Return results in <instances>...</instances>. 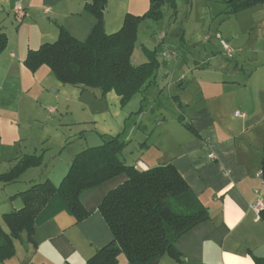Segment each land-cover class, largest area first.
Instances as JSON below:
<instances>
[{"label":"crops","instance_id":"0c3cea01","mask_svg":"<svg viewBox=\"0 0 264 264\" xmlns=\"http://www.w3.org/2000/svg\"><path fill=\"white\" fill-rule=\"evenodd\" d=\"M17 2L23 8L21 13L15 11ZM89 2L0 0V27L7 34V45L0 53V162L6 165L0 173L7 172L24 155L40 158L39 164L27 168L16 181L0 182V219L3 213L22 205L16 193L46 179L58 185L75 154L101 142L95 136L77 145L80 139L75 138L72 128L107 123L117 103L121 111H126V120L114 125L113 135L126 141L127 130L131 133L137 128L146 133L151 121L145 123V114L151 108L157 110L152 109L153 115L165 109L172 115L163 103H153L160 96L156 85L159 58L149 85L123 105L114 91L103 94L97 88L61 84L45 64L33 71L26 67L27 51L56 40L60 27L80 41L88 37L97 22L85 7ZM259 5L243 9L260 23L256 34L246 36L243 44L236 42L238 30L215 35L239 50L238 57L221 61L214 74H204L200 68L206 65L200 63L199 76L186 82L181 75L179 90L175 94L169 91L179 107L183 103L186 107L177 117L183 122L178 125L165 116L155 122L151 146L158 152L156 158L164 159L162 164H173L209 213V218L176 240L179 260L165 255L157 264H255L257 259L264 260V212L257 215L251 208L256 191L264 201V181L257 175L264 139V5ZM148 8L149 0H107L103 11L105 31L118 30L126 13L142 15ZM12 12L18 20L10 16ZM135 46L131 62L137 65L132 61ZM141 46L150 49L142 42ZM221 68L224 72L218 74ZM185 92L198 98L193 106L183 95ZM132 111L135 117L127 125ZM65 115H71L68 122ZM209 153L214 158H209ZM140 159L133 162L138 169L152 167L143 155ZM125 179V174H119L85 190L80 198L88 212L85 219L77 221L65 211L55 214L35 226L31 240L24 236L14 239V255L0 264H86L112 239L98 205Z\"/></svg>","mask_w":264,"mask_h":264},{"label":"trees","instance_id":"16d2710c","mask_svg":"<svg viewBox=\"0 0 264 264\" xmlns=\"http://www.w3.org/2000/svg\"><path fill=\"white\" fill-rule=\"evenodd\" d=\"M106 1L90 0L85 5L97 19L85 40L74 38L60 27L56 40L27 51L24 64L31 71L47 65L61 84L97 88L103 94L114 91L123 105L149 85L160 64L157 50L147 48L144 49L146 61L137 65L131 62L141 22L162 20L164 7L176 12V2L149 0L145 13H126L121 27L107 33L103 18ZM225 1L226 16L264 4V0ZM6 45L7 34L1 26L0 53ZM126 143L118 134L103 138L101 144L75 154L58 185L46 179L16 193L22 205L3 213L0 219V261L14 255V239L24 236L31 240L36 225L61 211L73 215L77 221L85 219L88 212L81 202V194L119 174H125L126 179L110 189L98 205L112 239L98 248L86 264H116L121 252L129 264H153L165 255L179 260L176 240L209 218V213L173 164L138 169L133 163H127L120 155ZM39 161L35 154L20 157L7 172L0 173V182L16 181ZM260 171L264 181V139ZM255 264H264V260L257 259Z\"/></svg>","mask_w":264,"mask_h":264},{"label":"rangeland","instance_id":"374dc122","mask_svg":"<svg viewBox=\"0 0 264 264\" xmlns=\"http://www.w3.org/2000/svg\"><path fill=\"white\" fill-rule=\"evenodd\" d=\"M175 2L176 12H174L171 7L165 6L162 20L155 22L147 19L143 21L137 33V43L132 61L135 64H139L146 60L141 42L150 49H157L161 64L156 71V85L158 88V90H156L159 91L160 96L157 97L153 103H163L167 109L172 110V115L168 114L166 109L165 112L161 110L164 115H162V113L153 115L152 109L153 112H157L153 107L145 114V123L148 124L151 121L146 133H143L142 130H138L137 128L134 132L132 131L129 133V130H127L124 133L127 143L123 147L120 155L129 164L140 161L142 155L144 156V160L148 162V166L162 164L164 159L158 160L156 158L158 152L151 146L155 141L152 132L154 128L156 129V127H154L155 122L158 120L162 121L163 116L166 117V120H170V122L174 120L178 125L183 122L178 121L177 117L182 114L180 112L181 108L185 112L186 107L184 103L182 107H179L177 101H175L169 93V91H172V94L177 92L181 75L185 76L186 82L190 81L191 78H196L200 75L199 68L197 67L200 63L206 65L204 66L205 68H200L204 70V74H214L216 71L215 68L219 67L218 64L221 63V61L232 59L234 56L238 57L239 50L234 49L233 57L226 58L219 40L215 36L216 33H222L224 36L226 31L235 32L238 30L239 40L236 36V42L243 44L246 41V36L249 35L253 37L257 32V27L260 26V23L254 22V18L249 10H242L235 14H231L232 16H226L224 13L227 5L225 0H175ZM260 6L261 4L258 7ZM14 15L13 12L10 13L12 18H14ZM15 17L17 18L19 16L15 15ZM18 19L19 18H17V20ZM162 35H164V37H162ZM241 48L243 49L246 47L242 46ZM245 68L250 69L251 67ZM219 72H224V69H218L217 73L219 74ZM225 76L230 77L229 75ZM183 95H187V98L192 101V106L198 100V98L189 94V92H185ZM183 101H185V99H183ZM115 104L116 106H113L112 111L108 114V119H106L107 123L98 122L96 126L87 124L85 126L82 125L81 127L76 126L72 128L74 132H76L75 138L80 139L76 142L77 145L85 141H90L89 139L95 136L98 137L101 140L100 143H102L103 138L115 134L114 132H116V129L114 125H116L117 122L121 123V120H126L123 118L126 111H121L122 108H120L117 103ZM132 112L133 114L130 113L131 115H129L131 116V120L126 121L127 125H129L130 122L133 121V117H135V112ZM70 116L71 115L64 116L67 122L71 118ZM142 116L143 115H141V117ZM139 118L140 116L137 117V119ZM180 127L178 126L179 129ZM104 131L107 133H101L102 136H100V132ZM100 143L98 141L97 144ZM148 147L150 149L146 150ZM4 166L6 165L0 162V172L4 170ZM116 264H129L123 252L117 256Z\"/></svg>","mask_w":264,"mask_h":264},{"label":"built area","instance_id":"2783aa9c","mask_svg":"<svg viewBox=\"0 0 264 264\" xmlns=\"http://www.w3.org/2000/svg\"><path fill=\"white\" fill-rule=\"evenodd\" d=\"M14 7H15V11L17 13H21L23 11V8H22L21 4L18 3V2L15 3ZM217 36H218L219 43H220V45L222 47V50H223L224 54L227 57H231L234 54V51H235L234 48L231 47L229 45V43L225 39L221 38L219 35H217ZM236 114H239V113L236 112ZM208 156H209V158H214V154L213 153H209ZM257 175L261 176V171H258ZM256 194H257L256 198L251 203V208L253 209V211H255V213L257 215H259L260 212L264 210V201H263V198L261 197V195H260V193L258 191H256Z\"/></svg>","mask_w":264,"mask_h":264},{"label":"water","instance_id":"95a60500","mask_svg":"<svg viewBox=\"0 0 264 264\" xmlns=\"http://www.w3.org/2000/svg\"><path fill=\"white\" fill-rule=\"evenodd\" d=\"M153 264H157V262H154Z\"/></svg>","mask_w":264,"mask_h":264}]
</instances>
